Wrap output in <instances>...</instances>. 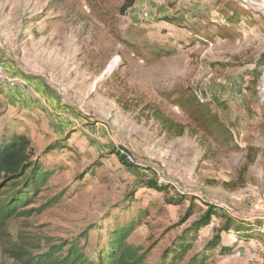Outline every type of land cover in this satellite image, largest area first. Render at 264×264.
Instances as JSON below:
<instances>
[{"label":"rangeland","instance_id":"rangeland-1","mask_svg":"<svg viewBox=\"0 0 264 264\" xmlns=\"http://www.w3.org/2000/svg\"><path fill=\"white\" fill-rule=\"evenodd\" d=\"M122 3L0 0V65L8 75L0 87V136L25 134L37 155L69 139L64 151L42 158L54 174L27 209L59 203L14 218L9 233L40 248L86 237L81 247L93 257L99 238L147 208L128 241L152 247L145 264H154L208 202L255 226L234 254L215 251L206 264H264V0H136L124 16ZM182 93L214 103L230 134L198 130L173 102ZM147 103L161 105L186 133L164 132ZM150 178L188 200L166 205L161 192L141 188ZM130 193L137 201L128 208ZM189 208L194 214L185 220ZM219 221L200 232L181 264ZM223 241L233 238L224 234ZM0 264H15L1 248Z\"/></svg>","mask_w":264,"mask_h":264},{"label":"trees","instance_id":"trees-1","mask_svg":"<svg viewBox=\"0 0 264 264\" xmlns=\"http://www.w3.org/2000/svg\"><path fill=\"white\" fill-rule=\"evenodd\" d=\"M135 3L136 0H123L119 14L124 16ZM163 21L171 23L173 19L164 17ZM118 38L126 43L120 36ZM173 102L188 112L198 130L211 136L225 137L230 134V130L213 111L214 103L202 102L194 93L188 95L182 93ZM145 109L150 111L152 118L168 135L181 137L186 133L188 128L167 114L161 105L147 103ZM68 140V137L61 138L49 145L42 155H37L31 139L25 134L14 132L11 135L4 133L0 136V248L2 254L15 264H145L153 248L145 249L143 246L131 244L128 239L148 215L147 208L140 209L136 215L109 229L105 239L99 238L93 257H89L81 247V242L85 241L86 237L64 240L56 244L49 242L45 248L28 247L18 240H13L9 233V224L14 218L31 217L59 203L60 200L55 198L36 209H27L42 198L41 193L54 174V170L43 164L42 158L54 151H64ZM117 155L123 164L135 166L132 160L120 152ZM141 188L161 192L165 204L169 206H179L188 200V195L179 192L171 194L172 186L161 184L156 178L142 181ZM127 198L130 201L128 204L130 208L137 199L134 193L128 194ZM194 200L191 198L192 207ZM204 204L207 209L201 217L177 235L154 264H181L186 254L192 250L200 232L210 226L216 218L220 220V224L213 229V236L186 264H206L215 251H218L221 256L234 254L240 244L253 236L255 223L238 221L232 215L220 214L215 205L208 202ZM193 214L194 210L189 208L185 220ZM224 234L233 238L232 244L223 241Z\"/></svg>","mask_w":264,"mask_h":264},{"label":"built area","instance_id":"built-area-1","mask_svg":"<svg viewBox=\"0 0 264 264\" xmlns=\"http://www.w3.org/2000/svg\"><path fill=\"white\" fill-rule=\"evenodd\" d=\"M0 78L8 80L7 71L5 70L4 67H1V66H0ZM24 86H26V83H21V87H24ZM12 87H14V82H10V89Z\"/></svg>","mask_w":264,"mask_h":264},{"label":"bare ground","instance_id":"bare-ground-1","mask_svg":"<svg viewBox=\"0 0 264 264\" xmlns=\"http://www.w3.org/2000/svg\"><path fill=\"white\" fill-rule=\"evenodd\" d=\"M1 67H3L2 65H0ZM6 79H1L0 78V87H1V84L3 83V81H5ZM15 80V79H14Z\"/></svg>","mask_w":264,"mask_h":264}]
</instances>
